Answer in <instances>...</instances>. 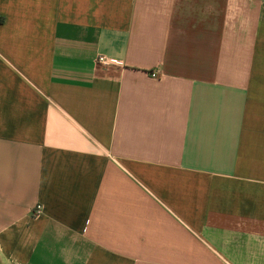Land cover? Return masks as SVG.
<instances>
[{"label":"crops","instance_id":"1","mask_svg":"<svg viewBox=\"0 0 264 264\" xmlns=\"http://www.w3.org/2000/svg\"><path fill=\"white\" fill-rule=\"evenodd\" d=\"M0 264H264V0H0Z\"/></svg>","mask_w":264,"mask_h":264},{"label":"built area","instance_id":"2","mask_svg":"<svg viewBox=\"0 0 264 264\" xmlns=\"http://www.w3.org/2000/svg\"><path fill=\"white\" fill-rule=\"evenodd\" d=\"M98 61H99V62H102V61H103V58H98ZM151 77H152V78H156L157 75H156L154 72H152V73H151ZM39 211H40V207H39V206H36L34 212H35V213H39Z\"/></svg>","mask_w":264,"mask_h":264}]
</instances>
